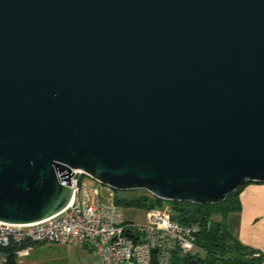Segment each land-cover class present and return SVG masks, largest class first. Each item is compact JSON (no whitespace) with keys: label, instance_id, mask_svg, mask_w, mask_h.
<instances>
[{"label":"water","instance_id":"obj_1","mask_svg":"<svg viewBox=\"0 0 264 264\" xmlns=\"http://www.w3.org/2000/svg\"><path fill=\"white\" fill-rule=\"evenodd\" d=\"M74 170L202 205L264 183V0H0V223Z\"/></svg>","mask_w":264,"mask_h":264},{"label":"built area","instance_id":"obj_2","mask_svg":"<svg viewBox=\"0 0 264 264\" xmlns=\"http://www.w3.org/2000/svg\"><path fill=\"white\" fill-rule=\"evenodd\" d=\"M73 172L72 199L60 212L34 223H0V264H8L5 248L35 242L86 246L98 264H174L194 252L199 227L181 223L171 201L148 209L144 223L126 221L113 191L103 197L102 183Z\"/></svg>","mask_w":264,"mask_h":264},{"label":"trees","instance_id":"obj_3","mask_svg":"<svg viewBox=\"0 0 264 264\" xmlns=\"http://www.w3.org/2000/svg\"><path fill=\"white\" fill-rule=\"evenodd\" d=\"M249 183L252 182H247L231 192L225 200L215 204L172 202L177 210V217L182 223H195L199 227L194 252L177 256L174 264H264V254L244 245L227 225L229 214L241 209L240 194ZM135 202L149 206L150 209L161 206L164 201L159 198L151 200L140 198ZM117 203L119 204L118 201ZM41 243L43 242L23 243L5 248L9 258L8 264H18L17 254L20 250ZM153 264H159L158 260L155 259Z\"/></svg>","mask_w":264,"mask_h":264},{"label":"rangeland","instance_id":"obj_4","mask_svg":"<svg viewBox=\"0 0 264 264\" xmlns=\"http://www.w3.org/2000/svg\"><path fill=\"white\" fill-rule=\"evenodd\" d=\"M84 180L88 183L94 182L89 176L84 175ZM103 197L107 196L110 191L115 193V200L119 202V207L122 212V216L126 221L135 223H144L147 219V211L149 206L137 204L135 201L140 198L155 199L156 197L146 190H117L110 188L106 185H101ZM134 201V202H132ZM166 202V201H164ZM151 203V202H150ZM238 211L231 212L227 218V225L231 220V214L238 213V217H235L230 227L236 229L239 226L241 220L240 213ZM182 223V221H181ZM229 227V225H228ZM230 229V228H229ZM238 233V231H237ZM234 235V234H233ZM238 239V238H237ZM239 240V239H238ZM73 244H57V243H41L33 245L30 248L22 249L17 254L18 264H83L84 257L87 253V249L81 246Z\"/></svg>","mask_w":264,"mask_h":264},{"label":"crops","instance_id":"obj_5","mask_svg":"<svg viewBox=\"0 0 264 264\" xmlns=\"http://www.w3.org/2000/svg\"><path fill=\"white\" fill-rule=\"evenodd\" d=\"M242 211L240 213L239 226L234 229L230 227L231 221L238 217V213L231 214L228 225L230 231L244 245L249 246L264 254V183L252 182L246 185L240 194ZM238 231V233H237ZM78 245L77 247H79ZM87 249L83 264H98L94 252Z\"/></svg>","mask_w":264,"mask_h":264}]
</instances>
